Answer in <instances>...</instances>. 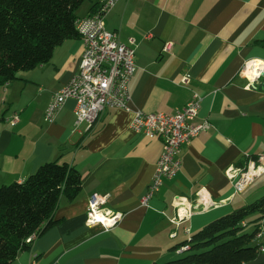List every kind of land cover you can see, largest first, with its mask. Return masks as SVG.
<instances>
[{
	"label": "crops",
	"instance_id": "crops-1",
	"mask_svg": "<svg viewBox=\"0 0 264 264\" xmlns=\"http://www.w3.org/2000/svg\"><path fill=\"white\" fill-rule=\"evenodd\" d=\"M102 1L85 0L76 16ZM102 24L119 40L133 41L134 109L175 111L197 94L195 118L211 127L182 147L179 172L143 206L140 198L161 141L133 132L131 111L107 109L90 127L87 122L75 126V103L69 98L52 122L44 120L48 101L69 82L84 47L79 36L63 39L47 62L18 71L0 87V186L22 182L51 161L72 166L81 176L78 195L72 201L60 198L55 223L19 252L14 264L164 263L177 254L175 245L209 221L264 194V173L240 193H233L223 173L249 156H262L264 166V83L248 88L247 79L237 74L244 61L264 59V0H116ZM183 75L187 84L180 83ZM198 191L208 208L173 223L176 208L193 204ZM92 193L106 196L122 214L108 231L91 233L84 224ZM255 224L260 246L264 218ZM244 264H264V250Z\"/></svg>",
	"mask_w": 264,
	"mask_h": 264
},
{
	"label": "trees",
	"instance_id": "trees-1",
	"mask_svg": "<svg viewBox=\"0 0 264 264\" xmlns=\"http://www.w3.org/2000/svg\"><path fill=\"white\" fill-rule=\"evenodd\" d=\"M84 0H0V87L20 70H30L51 57L67 37H77L76 9ZM94 9H92L93 11ZM264 47V39L260 41ZM81 189V176L72 166L56 161L41 164L22 182L0 186V264H14L29 249L25 239L55 223L53 213L64 197L72 201ZM264 218V194L219 216L192 233L182 257L160 264H244L258 253L243 222ZM157 264V263H152Z\"/></svg>",
	"mask_w": 264,
	"mask_h": 264
},
{
	"label": "built area",
	"instance_id": "built-area-1",
	"mask_svg": "<svg viewBox=\"0 0 264 264\" xmlns=\"http://www.w3.org/2000/svg\"><path fill=\"white\" fill-rule=\"evenodd\" d=\"M115 1L103 0L87 15L75 18L74 29L84 44L80 63L69 82L54 92L48 101L44 120L52 122L69 98L75 103V126L87 122L90 127L107 109L131 111L130 129L150 139L157 138L161 141V153L152 179L140 198V203L147 206L160 187L179 172L182 147L199 132L209 129L211 124L206 119L199 121L195 118L201 102V97L197 94L181 109L175 111L144 112L131 106L129 83L135 69L133 41L119 40L116 32L105 29L102 24L104 14ZM237 74L247 79L248 88L264 83V59L244 61ZM188 80V77L183 75L180 83L187 84ZM7 84L8 82H5L3 87ZM12 118L15 119L16 116L13 115ZM223 173L230 181L233 193H240L264 173L262 156H249L242 166L228 165ZM202 193L204 192L198 191L193 204L179 205L171 221L178 225L197 209L205 211L208 203L204 202L206 198ZM87 202L84 224L91 233L108 231L121 221L122 214L112 209L106 196L92 193L88 195ZM170 236L175 237L176 233L173 231ZM259 236L258 230L255 237ZM35 237L34 233L28 236L26 243L31 244ZM187 249L188 245L183 244L176 248L175 252L179 254ZM258 250L263 251L264 244L260 245Z\"/></svg>",
	"mask_w": 264,
	"mask_h": 264
},
{
	"label": "rangeland",
	"instance_id": "rangeland-1",
	"mask_svg": "<svg viewBox=\"0 0 264 264\" xmlns=\"http://www.w3.org/2000/svg\"><path fill=\"white\" fill-rule=\"evenodd\" d=\"M85 1V0H84ZM83 1V2H84ZM4 185V184H3ZM2 186V185H1ZM253 230H254V221H252V219L250 218V217H248L247 218V220H246V223H245V225H244V231L245 232H253ZM254 239H253V243H257L259 240H257L256 238H255V236L253 237ZM186 253L185 252H181V253H179V254H173V258L172 259H176V258H179V257H182V256H184Z\"/></svg>",
	"mask_w": 264,
	"mask_h": 264
}]
</instances>
